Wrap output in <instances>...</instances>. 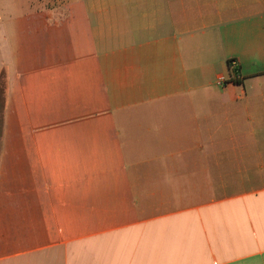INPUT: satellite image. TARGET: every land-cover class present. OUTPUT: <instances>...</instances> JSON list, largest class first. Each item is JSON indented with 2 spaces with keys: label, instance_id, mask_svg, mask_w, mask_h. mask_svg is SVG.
<instances>
[{
  "label": "crops",
  "instance_id": "obj_1",
  "mask_svg": "<svg viewBox=\"0 0 264 264\" xmlns=\"http://www.w3.org/2000/svg\"><path fill=\"white\" fill-rule=\"evenodd\" d=\"M52 6L0 0V264H264V0Z\"/></svg>",
  "mask_w": 264,
  "mask_h": 264
},
{
  "label": "built area",
  "instance_id": "obj_2",
  "mask_svg": "<svg viewBox=\"0 0 264 264\" xmlns=\"http://www.w3.org/2000/svg\"><path fill=\"white\" fill-rule=\"evenodd\" d=\"M228 68H229V71L231 72L232 81L239 79L238 65L235 60H230L228 62ZM226 81H227L226 79H224L223 77H220L217 79V85L222 86L225 84Z\"/></svg>",
  "mask_w": 264,
  "mask_h": 264
},
{
  "label": "rangeland",
  "instance_id": "obj_3",
  "mask_svg": "<svg viewBox=\"0 0 264 264\" xmlns=\"http://www.w3.org/2000/svg\"><path fill=\"white\" fill-rule=\"evenodd\" d=\"M49 5L52 4L53 8L59 6L60 4L64 3L65 0H48ZM2 101H3V85L2 81L0 82V133H1V110H2Z\"/></svg>",
  "mask_w": 264,
  "mask_h": 264
}]
</instances>
